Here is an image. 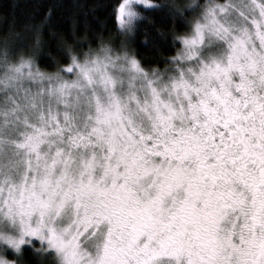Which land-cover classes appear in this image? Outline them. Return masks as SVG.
<instances>
[{"label": "snow or ice", "instance_id": "1", "mask_svg": "<svg viewBox=\"0 0 264 264\" xmlns=\"http://www.w3.org/2000/svg\"><path fill=\"white\" fill-rule=\"evenodd\" d=\"M160 7L120 0L118 28ZM185 23L163 69L126 45L54 73L3 51L0 264L25 246L56 264H264V0Z\"/></svg>", "mask_w": 264, "mask_h": 264}, {"label": "trees", "instance_id": "2", "mask_svg": "<svg viewBox=\"0 0 264 264\" xmlns=\"http://www.w3.org/2000/svg\"><path fill=\"white\" fill-rule=\"evenodd\" d=\"M154 1L161 7L141 8L142 18L127 34L115 19L120 0H0V69L5 50L10 61L31 56L44 71L54 73L70 63V53L101 44L120 50L123 43L145 68L163 69L164 61L180 47L175 37L188 31L185 21L198 16L204 3L198 0L200 8H194L192 0ZM173 6L179 7L183 18L173 14ZM34 246L40 249L37 242ZM8 257L17 264H56L55 256L27 246L21 255Z\"/></svg>", "mask_w": 264, "mask_h": 264}, {"label": "rangeland", "instance_id": "3", "mask_svg": "<svg viewBox=\"0 0 264 264\" xmlns=\"http://www.w3.org/2000/svg\"><path fill=\"white\" fill-rule=\"evenodd\" d=\"M151 2L153 3V4H158V2H156V1H154V0H151ZM209 2H214V3H225L226 2V0H203V3H204V5L205 4H208ZM192 7H194L195 8V6L196 7H198V8H200V4H199V1L198 0H192V2H191V4H190ZM203 5V6H204ZM203 6H201V8L203 7ZM200 8V9H201ZM141 11V10H140ZM198 12H200V10H198ZM132 32H128L127 34H131ZM123 45H126L127 46V44L126 43H123ZM40 67V66H39ZM40 69L42 70V71H44V69H42L41 67H40ZM3 71V68H1L0 69V72H2ZM38 243V245H39V247H40V244H39V242L38 241H33V244L34 243ZM8 259H10V260H14V259H12V258H9V257H7Z\"/></svg>", "mask_w": 264, "mask_h": 264}]
</instances>
